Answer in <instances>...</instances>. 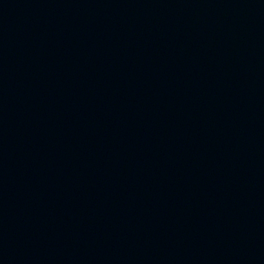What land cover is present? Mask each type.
I'll return each instance as SVG.
<instances>
[{"label": "water", "instance_id": "95a60500", "mask_svg": "<svg viewBox=\"0 0 264 264\" xmlns=\"http://www.w3.org/2000/svg\"><path fill=\"white\" fill-rule=\"evenodd\" d=\"M0 264H264V0H0Z\"/></svg>", "mask_w": 264, "mask_h": 264}]
</instances>
